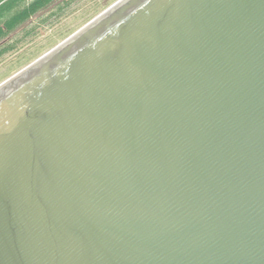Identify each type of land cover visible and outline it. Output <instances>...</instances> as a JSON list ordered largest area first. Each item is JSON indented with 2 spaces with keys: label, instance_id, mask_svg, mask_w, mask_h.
<instances>
[{
  "label": "water",
  "instance_id": "water-1",
  "mask_svg": "<svg viewBox=\"0 0 264 264\" xmlns=\"http://www.w3.org/2000/svg\"><path fill=\"white\" fill-rule=\"evenodd\" d=\"M0 264H264V0H119L2 82Z\"/></svg>",
  "mask_w": 264,
  "mask_h": 264
},
{
  "label": "rangeland",
  "instance_id": "rangeland-1",
  "mask_svg": "<svg viewBox=\"0 0 264 264\" xmlns=\"http://www.w3.org/2000/svg\"><path fill=\"white\" fill-rule=\"evenodd\" d=\"M119 0H55L13 31L16 48L0 58V84L15 75L107 10ZM60 12V15L55 13Z\"/></svg>",
  "mask_w": 264,
  "mask_h": 264
},
{
  "label": "trees",
  "instance_id": "trees-1",
  "mask_svg": "<svg viewBox=\"0 0 264 264\" xmlns=\"http://www.w3.org/2000/svg\"><path fill=\"white\" fill-rule=\"evenodd\" d=\"M55 0H0V58L16 48L7 37ZM62 8L56 15H60Z\"/></svg>",
  "mask_w": 264,
  "mask_h": 264
}]
</instances>
